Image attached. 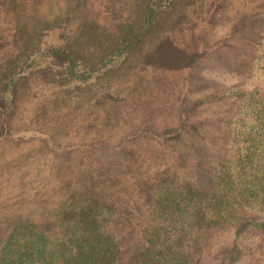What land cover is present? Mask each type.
Instances as JSON below:
<instances>
[{
    "label": "trees",
    "instance_id": "obj_1",
    "mask_svg": "<svg viewBox=\"0 0 264 264\" xmlns=\"http://www.w3.org/2000/svg\"><path fill=\"white\" fill-rule=\"evenodd\" d=\"M112 2L0 0V142L33 180L0 264H264L243 248L264 233L243 220L264 219V38L243 56L209 21L264 0Z\"/></svg>",
    "mask_w": 264,
    "mask_h": 264
},
{
    "label": "rangeland",
    "instance_id": "obj_2",
    "mask_svg": "<svg viewBox=\"0 0 264 264\" xmlns=\"http://www.w3.org/2000/svg\"><path fill=\"white\" fill-rule=\"evenodd\" d=\"M113 1H117V2H112V3L117 4L118 7L115 6L117 7L116 13H119V12H123L129 6L128 1L130 0H113ZM92 4H93L92 12L96 14L99 18L106 19L109 16L106 14L105 9L100 8L101 6L99 5V3L96 2L95 4L94 3ZM61 8L62 6L61 7L58 6L54 10V14L58 10L60 11ZM85 10H87V7H85ZM112 12L113 10L110 9V13ZM85 13H87V11ZM209 21H210V24H214L212 26L214 29L213 30L214 35L212 36H217L216 40L222 37L224 38L225 36H230L228 42L233 44L240 52L243 51L241 53L243 54V56H245L246 53L250 54L254 50V47L260 42V40L264 38V4L255 6L254 9L252 10L250 9V11H248V14H245V15H241L240 13L234 15L232 11H225L223 14H221V19H219L218 17L217 19L215 17H212V18L210 17ZM216 21L217 22L219 21V23L216 24ZM106 23L109 25L110 23L109 18H107ZM235 25H239V30L232 32L230 35L227 32L228 30L224 29L226 27L233 28ZM22 35H25V36H19V38H21L23 41H26L31 38V36H28L27 33H23ZM222 41L225 42L226 39H222ZM1 47H2V44L0 43V48ZM236 55L237 54H233L227 60H231L235 58ZM1 61L2 63L4 61L2 57V53H0V64H2ZM207 66H208V61L198 64L195 67V74L201 73L202 70H204ZM236 69L237 71L234 73L235 75L232 78H234L233 79L234 81L239 82L241 81L239 74L242 70L235 67L234 70ZM122 73L126 74V71H122L121 74ZM222 105H223L222 103H219L218 108H221ZM223 110L225 109L223 108ZM14 117H15V114L12 113V116L9 118V120H13ZM1 118H4V117H2L0 114V120ZM9 120L6 122L5 124L6 126H10L11 122ZM12 131L13 130H8L9 132L8 134H10V132L12 133ZM18 147L19 145L16 146V141L14 137L6 138L0 142V154H3V151L11 152L9 153L10 157L12 159L18 158L20 161L19 163H15V165H13L12 167L8 169H5L2 166V164H0V183H2L3 186L12 185V187L6 188V191H3V197H0V199H2L0 201V212L5 211L9 213V210H10L13 212L17 211L18 213L20 212L22 213L23 210L21 211L20 205L23 203L21 202L22 200L26 199V194L28 192V189L30 188L29 185L33 182L31 175L28 174L29 158L27 159L20 158L16 153L17 152L16 150ZM37 181H41V180H37ZM21 195H23L24 198H20ZM4 198L6 199L10 198V202H6ZM243 220H252L257 223H261V222L264 223L263 218H260L257 215L252 214V213L244 214ZM244 234L247 235L248 240H249L248 242H246V244H243L244 254H245L244 256H251L252 259L254 258V260H256V258H258L259 255L264 254L263 253L264 233H262V230H259L257 227L251 225L246 228V230L244 231ZM254 264H258V262H254Z\"/></svg>",
    "mask_w": 264,
    "mask_h": 264
}]
</instances>
